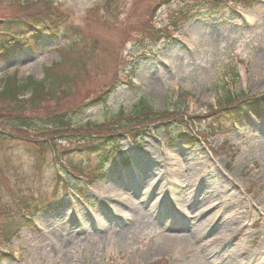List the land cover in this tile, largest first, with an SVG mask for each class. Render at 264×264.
Masks as SVG:
<instances>
[{
  "label": "rangeland",
  "instance_id": "obj_1",
  "mask_svg": "<svg viewBox=\"0 0 264 264\" xmlns=\"http://www.w3.org/2000/svg\"><path fill=\"white\" fill-rule=\"evenodd\" d=\"M179 2L0 0V22L20 18L40 31L35 49L0 58V83L13 75L43 80L62 55L56 70L70 74L62 76L68 88L50 105L76 123L103 122L142 97L174 113L171 132L193 136L182 123L189 122L199 133L191 144L170 143L167 125H156L138 147L124 136L126 164L116 156L95 177V156L69 167L68 139L54 140L55 161L51 152L37 160L32 147L42 141L7 130L0 229L11 235L6 242L0 234V264H264V117L228 134L206 117L227 94L264 96V0L242 16H197L177 27L170 18ZM131 72L132 85L123 84ZM108 84L105 103L89 101ZM182 191L193 203L213 195L217 206L197 216L202 206H191Z\"/></svg>",
  "mask_w": 264,
  "mask_h": 264
},
{
  "label": "trees",
  "instance_id": "obj_2",
  "mask_svg": "<svg viewBox=\"0 0 264 264\" xmlns=\"http://www.w3.org/2000/svg\"><path fill=\"white\" fill-rule=\"evenodd\" d=\"M196 1L182 0L179 4L181 7L175 12V18L186 20L191 15H197L200 12L222 16L227 10L231 11L236 6L249 4V0H231V4L228 0ZM39 34L40 31L32 21L25 22L20 18H12L8 22L1 21L0 57L4 58L9 52L19 50V44L32 46L39 39ZM26 35L33 40L30 41ZM61 63L55 62L46 67L44 82L31 78L20 81L10 77L0 84V136L5 137L9 130L28 142L42 141L40 146L43 150H54L51 142L56 139H68L72 145L68 149L69 156L71 154L76 158L95 156L98 158V167L101 169L102 165L118 152V143L124 134L134 140L142 134L143 129L150 125L160 123L164 126L167 125L169 118H175L174 113L155 110L144 99H140L132 107L131 112L125 113L120 109L110 117L108 123H86L80 128H75L66 111L50 105V102L59 99V95L62 97L63 93H66L64 88L66 90L68 88L62 76L70 74H61L56 70ZM73 66L80 67L76 64ZM79 69L77 68L75 74ZM126 83L131 84L130 78L126 80ZM101 91L103 92L89 101L105 102L110 89L108 87L107 90L104 88ZM24 92L28 94L27 97L22 96ZM263 102L264 97H252L248 100L243 95L230 96L227 94L222 102L218 103L217 108L210 109L209 117L214 116L213 121L217 127L224 129L227 125L239 122L247 113L259 114L264 109ZM179 121L182 122V118ZM182 123L186 125V122ZM78 130H83V132ZM176 136L186 138L184 133ZM41 148L37 149L41 150Z\"/></svg>",
  "mask_w": 264,
  "mask_h": 264
},
{
  "label": "bare ground",
  "instance_id": "obj_3",
  "mask_svg": "<svg viewBox=\"0 0 264 264\" xmlns=\"http://www.w3.org/2000/svg\"><path fill=\"white\" fill-rule=\"evenodd\" d=\"M185 192L182 191L183 199H185V197H187L186 199H188L191 206H197L198 208H200V206H202V208L198 210L197 216L202 217L205 214H207V212H209L212 208H215V206H217L215 203L216 199H215V197H213V195H205L202 193V197L197 201V203H193V202H190L191 196L185 195L186 194ZM212 219H213L212 217L205 219L204 223H202V225L204 227L210 226L212 223ZM122 233L123 232L119 231V233H114V234L119 235L121 238H123ZM109 234H110V232L108 230H106L104 237H108ZM162 250H163V248H162Z\"/></svg>",
  "mask_w": 264,
  "mask_h": 264
}]
</instances>
